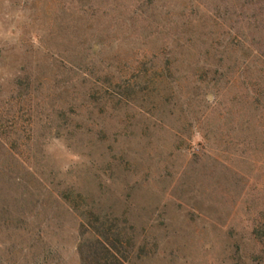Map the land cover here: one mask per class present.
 I'll return each mask as SVG.
<instances>
[{"label": "rangeland", "instance_id": "rangeland-1", "mask_svg": "<svg viewBox=\"0 0 264 264\" xmlns=\"http://www.w3.org/2000/svg\"><path fill=\"white\" fill-rule=\"evenodd\" d=\"M0 264H264V0H0Z\"/></svg>", "mask_w": 264, "mask_h": 264}, {"label": "trees", "instance_id": "trees-1", "mask_svg": "<svg viewBox=\"0 0 264 264\" xmlns=\"http://www.w3.org/2000/svg\"><path fill=\"white\" fill-rule=\"evenodd\" d=\"M103 242V241H102ZM103 244V246L106 248V245H104V242L102 243Z\"/></svg>", "mask_w": 264, "mask_h": 264}]
</instances>
